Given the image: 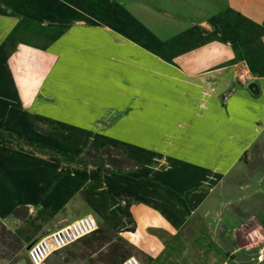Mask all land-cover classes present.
<instances>
[{
  "label": "crops",
  "instance_id": "0c3cea01",
  "mask_svg": "<svg viewBox=\"0 0 264 264\" xmlns=\"http://www.w3.org/2000/svg\"><path fill=\"white\" fill-rule=\"evenodd\" d=\"M122 15L125 32L112 25ZM103 35L127 46H105ZM107 53L126 61L108 64ZM237 68L249 74L245 86ZM119 76L127 109H101L103 80L117 85ZM80 82L94 91L93 108L39 110L53 87ZM39 122L61 128V140L44 141L42 152L6 141L31 138ZM263 136L264 0H0V223L23 242L89 214L98 229L119 231L142 264H253L255 255L261 264L263 209L239 217L247 232L234 243L235 217L213 198ZM105 146L135 166L83 159Z\"/></svg>",
  "mask_w": 264,
  "mask_h": 264
},
{
  "label": "rangeland",
  "instance_id": "374dc122",
  "mask_svg": "<svg viewBox=\"0 0 264 264\" xmlns=\"http://www.w3.org/2000/svg\"><path fill=\"white\" fill-rule=\"evenodd\" d=\"M113 21L112 25H116L118 27L117 30L125 32V15H122L120 19H114ZM135 40L137 41L135 46L141 44L140 37ZM102 44L112 47L127 46L122 38H108L104 35L102 38ZM102 56L108 60V64L110 61H117L119 63H125L126 61L125 54L116 55L107 53ZM135 56L137 57L136 59L140 60V53ZM237 69L238 71L235 76L236 83L237 85L245 86L248 79H250L249 74L244 71L243 68ZM40 72L38 74H40ZM70 72L72 71L70 70ZM74 72H76V70ZM118 72L122 73L123 71L119 70ZM119 79L117 85H111L109 79L103 80V85L105 83L103 89H107L108 91L101 94L102 100L106 101L107 98H117V102L102 101L101 109H114L119 112H124L125 109H127L126 96L128 91L126 92L125 79H122L120 76ZM76 87L79 88L75 91H73L72 86L67 84L64 85L62 83L53 87L49 92L51 94V97L49 98L50 101H38L39 110H74L81 112L93 108L94 103L98 104V102L96 103L91 100L94 91L93 93H90V90L86 91V87L88 86H86L85 82H80ZM109 88L112 90L111 92H109ZM134 92H140V88L137 87V91ZM84 97L90 99H85ZM102 123H109V119L103 120ZM50 131L39 122L34 127V136H31V138L6 134V141L14 143L15 145L21 143L31 152H42L39 150L41 147L45 146L44 141L48 140L49 143H53L57 140H61V128H54ZM18 147L23 148L22 146ZM81 150L82 149L70 150L69 153L71 154V157H73ZM89 151L91 155L90 158L97 159L104 166H108L109 157L112 159L114 158L117 161L119 168L126 169L135 166L134 161H131V159L124 155L121 156L118 151L111 146L101 148L92 147ZM46 152L55 155L59 153V151L54 150ZM46 186L49 189L51 184ZM214 191L215 197L213 198V204L230 208L232 217H235L230 220V241L236 243V240L244 239V232L246 230L243 227L240 218L247 217L253 212L255 213L259 209H263L262 217L264 219V136L251 144V146L241 155L240 159L231 166L229 173L214 187ZM221 194H223L224 197ZM4 220L8 223L10 221V216L5 215ZM32 242L34 241L23 242L21 239H15L14 237L11 238L9 235H5L0 228V264H30L26 253ZM117 247L119 251L128 249V252L131 255L138 258L136 248L123 238L119 231L100 228L99 232L94 235L87 236L62 250L53 253L43 264H110L112 260L118 257ZM235 249V246H229L227 255L232 258L233 255H235ZM252 263H258L256 255L255 260L252 261ZM261 264H264V260Z\"/></svg>",
  "mask_w": 264,
  "mask_h": 264
},
{
  "label": "built area",
  "instance_id": "2783aa9c",
  "mask_svg": "<svg viewBox=\"0 0 264 264\" xmlns=\"http://www.w3.org/2000/svg\"><path fill=\"white\" fill-rule=\"evenodd\" d=\"M244 76V75H242ZM98 229L95 219L87 214L36 239L28 247L26 256L30 264H43L53 253L91 235ZM117 264H142L135 256H127Z\"/></svg>",
  "mask_w": 264,
  "mask_h": 264
},
{
  "label": "trees",
  "instance_id": "16d2710c",
  "mask_svg": "<svg viewBox=\"0 0 264 264\" xmlns=\"http://www.w3.org/2000/svg\"><path fill=\"white\" fill-rule=\"evenodd\" d=\"M108 150V149H107ZM117 150V149H116ZM104 151V150H103ZM118 151V153L122 156L123 155V153H121L119 150H117ZM107 154V153H106ZM90 151L89 150H87L86 152H85V154H84V156H83V159H85V160H97V159H91L90 158ZM108 157H109V155H108ZM94 158H97V157H94ZM109 163H108V166H111V167H118V165H117V161L113 158H110L109 157ZM119 168V167H118ZM129 223V222H128ZM0 228H1V230H2V232L5 234V235H9L11 238L12 237H14L15 239H19V238H17L15 235H11V232L10 231H8V230H6L5 229V227L3 226V225H1V223H0ZM122 230H125V231H133L134 230V224H132L131 226H126V225H124L123 227H122ZM121 230V231H122ZM97 232H99V229H97L94 233H92L91 235H94L95 233H97ZM91 235H89V236H91ZM87 237V236H86ZM86 237H84V238H86ZM115 250H116V248H115ZM117 255H118V257L116 258V259H114V260H112L111 261V263L110 264H117V263H119L120 262V260L122 259V258H124V257H127V256H131V254L128 252V249H126V250H121V251H119L118 250V247H117Z\"/></svg>",
  "mask_w": 264,
  "mask_h": 264
},
{
  "label": "water",
  "instance_id": "95a60500",
  "mask_svg": "<svg viewBox=\"0 0 264 264\" xmlns=\"http://www.w3.org/2000/svg\"><path fill=\"white\" fill-rule=\"evenodd\" d=\"M247 87L253 95H257L259 93V88L255 82H251Z\"/></svg>",
  "mask_w": 264,
  "mask_h": 264
},
{
  "label": "bare ground",
  "instance_id": "6f19581e",
  "mask_svg": "<svg viewBox=\"0 0 264 264\" xmlns=\"http://www.w3.org/2000/svg\"><path fill=\"white\" fill-rule=\"evenodd\" d=\"M262 257V256H261ZM262 259V258H261Z\"/></svg>",
  "mask_w": 264,
  "mask_h": 264
}]
</instances>
